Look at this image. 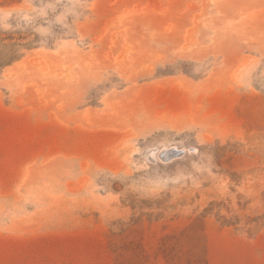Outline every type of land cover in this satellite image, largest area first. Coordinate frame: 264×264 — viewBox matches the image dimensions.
I'll return each instance as SVG.
<instances>
[{
  "label": "rangeland",
  "instance_id": "1",
  "mask_svg": "<svg viewBox=\"0 0 264 264\" xmlns=\"http://www.w3.org/2000/svg\"><path fill=\"white\" fill-rule=\"evenodd\" d=\"M0 264H264V0H0Z\"/></svg>",
  "mask_w": 264,
  "mask_h": 264
}]
</instances>
